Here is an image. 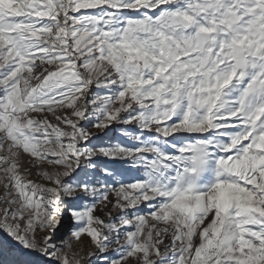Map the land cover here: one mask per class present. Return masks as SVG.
Segmentation results:
<instances>
[{"label": "snow or ice", "instance_id": "6c2138e0", "mask_svg": "<svg viewBox=\"0 0 264 264\" xmlns=\"http://www.w3.org/2000/svg\"><path fill=\"white\" fill-rule=\"evenodd\" d=\"M0 264H264V0H0Z\"/></svg>", "mask_w": 264, "mask_h": 264}]
</instances>
